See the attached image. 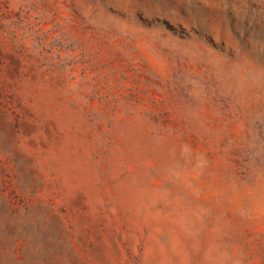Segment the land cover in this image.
<instances>
[{"label": "rangeland", "instance_id": "1", "mask_svg": "<svg viewBox=\"0 0 264 264\" xmlns=\"http://www.w3.org/2000/svg\"><path fill=\"white\" fill-rule=\"evenodd\" d=\"M0 264H264V0H0Z\"/></svg>", "mask_w": 264, "mask_h": 264}]
</instances>
